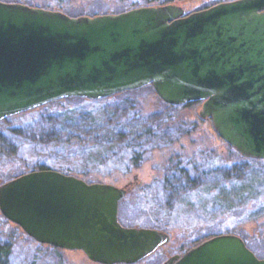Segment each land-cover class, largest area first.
Listing matches in <instances>:
<instances>
[{
    "label": "water",
    "instance_id": "water-1",
    "mask_svg": "<svg viewBox=\"0 0 264 264\" xmlns=\"http://www.w3.org/2000/svg\"><path fill=\"white\" fill-rule=\"evenodd\" d=\"M152 84L169 104L201 101L200 115L244 157L264 159V0L187 2L70 15L0 0V119L69 96L98 99ZM58 169L0 185V210L39 242L80 249L103 264H133L170 235L119 220L135 185ZM164 264H264L234 232L206 237Z\"/></svg>",
    "mask_w": 264,
    "mask_h": 264
},
{
    "label": "rangeland",
    "instance_id": "rangeland-1",
    "mask_svg": "<svg viewBox=\"0 0 264 264\" xmlns=\"http://www.w3.org/2000/svg\"><path fill=\"white\" fill-rule=\"evenodd\" d=\"M37 1L58 7L57 0ZM198 1L203 6L227 0ZM129 2L64 5L108 13L125 10ZM69 97L0 119V180L44 168L117 185L137 176L140 184L121 203L122 221L165 230L170 239L133 264H164L195 242L233 227L264 257V159L244 157L222 138L212 119L200 115L201 101L169 104L152 84L107 98ZM74 122L97 131L90 144L69 141ZM148 127L150 135L144 133ZM0 264L103 263L80 249L39 242L0 214Z\"/></svg>",
    "mask_w": 264,
    "mask_h": 264
},
{
    "label": "trees",
    "instance_id": "trees-1",
    "mask_svg": "<svg viewBox=\"0 0 264 264\" xmlns=\"http://www.w3.org/2000/svg\"><path fill=\"white\" fill-rule=\"evenodd\" d=\"M58 2V7H55V6H50V4H40L37 0H18L17 2H23V3H27V4H30V5H34V6H42V7H47V8H52V9H64L66 13L70 14V15H81V14H90V15H94V14H98V13H102L101 11H92V12H89L88 9H73L71 7H67L64 5V3H70L71 0H57ZM173 1H181V2H187V7L189 8L190 11H193V10H197V9H201V8H204V7H207L211 4H207V5H201L202 4V1H194V0H130L129 2V6L128 8L126 9H129V8H132V7H135V6H139V5H145V4H153V3H166V2H173ZM213 4V3H212ZM125 9V10H126ZM122 11V10H120ZM119 11V12H120ZM104 12V11H103ZM67 98V97H66ZM69 98H76V99H86L84 97H78V96H72V97H69ZM107 98V97H105ZM62 99V98H61ZM61 99H57V100H53V101H59ZM51 101V102H53ZM49 102V103H51ZM82 114L80 115L81 117H85V112L81 111ZM75 124V125H74ZM73 127H72V130L70 131V134H69V141L72 140V143L73 144H76V145H81L83 147V145H88L90 144L94 139H95V136L97 134V131H93L92 129L91 130H88V129H83V128H80V123L77 124L74 122ZM85 124V123H84ZM86 125V124H85ZM160 127L161 126H156L155 129L157 130V132L159 133V130H160ZM159 129V130H158ZM85 130H88V131H85ZM147 135H150L153 133L152 131V128L151 127H148L145 132ZM155 133V131H154ZM1 138V137H0ZM56 138V137H55ZM1 140V139H0ZM51 167V166H49ZM43 168V167H42ZM56 169V168H54ZM60 170V169H58ZM181 171H183L181 169ZM234 233L238 230L236 229V227H233L232 230ZM236 232V233H237ZM242 237L244 238V240L246 241V243L248 244V246L250 248H252L256 253H258L250 244L248 238L246 236H244L242 234ZM6 247V246H5ZM6 251H4L2 253V255L4 256L6 253Z\"/></svg>",
    "mask_w": 264,
    "mask_h": 264
},
{
    "label": "flooded vegetation",
    "instance_id": "flooded-vegetation-1",
    "mask_svg": "<svg viewBox=\"0 0 264 264\" xmlns=\"http://www.w3.org/2000/svg\"><path fill=\"white\" fill-rule=\"evenodd\" d=\"M19 176V175H18ZM17 177V176H16ZM15 178V177H14ZM12 179V178H11ZM11 179H8V180H0V185H4L7 181H9V180H11ZM136 187H138V185H135V187L133 188V189H135ZM125 198H122L121 200H120V204H119V220H120V222L122 223V224H124V225H128V224H126V223H124L123 221H122V219H121V214L122 213H120V211H121V203H122V201L124 200ZM0 214L3 216V217H5V218H7L3 213H2V211L0 210ZM8 219V221L9 222H11V223H13L15 226H18L19 228H20V225L18 224V223H16V222H14V221H12V220H10L9 218H7ZM128 226H137V225H128ZM196 243V242H195ZM194 243V244H195ZM193 244V245H194ZM164 245H162V246H160V247H158L157 248V250L159 249V248H161V247H163ZM156 250V251H157ZM8 251V250H7Z\"/></svg>",
    "mask_w": 264,
    "mask_h": 264
}]
</instances>
